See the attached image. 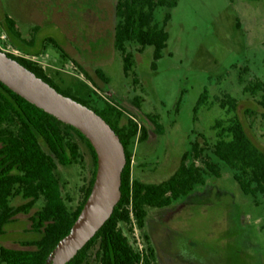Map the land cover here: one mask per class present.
Here are the masks:
<instances>
[{
	"label": "rangeland",
	"instance_id": "1",
	"mask_svg": "<svg viewBox=\"0 0 264 264\" xmlns=\"http://www.w3.org/2000/svg\"><path fill=\"white\" fill-rule=\"evenodd\" d=\"M118 1L0 0V22L8 16L22 41L35 40L34 48L16 42L15 47L0 23V53L35 62L59 89H71L74 97L91 107L114 103L125 115L123 125L131 119L145 127L147 138L142 141L137 136L130 146L133 181H166L185 155L191 162L192 145L202 146L200 136L205 138L209 148L204 158L219 166L220 178L208 173L203 186H196L170 207L147 208L142 231L133 230V236L124 231L134 247L136 238L140 240V249L144 248L142 235L148 237L154 264H264V196L244 195L234 180L235 172L211 153L216 141L214 122L229 118L216 102L224 95L238 101L235 115L264 152L260 98L243 93L251 82L264 83V0H178L169 11L167 49L156 69L152 68V48L139 51V46L126 44L134 61L127 73L114 47ZM166 12L157 9L154 23L161 26ZM96 70L106 82L96 76ZM205 89L208 104L194 115ZM80 148L82 162L58 166L69 210L81 202L91 176V158ZM196 164L205 169L202 161ZM24 203L20 197L10 200L14 207ZM42 207L39 200L35 209ZM29 231L30 215L16 216L0 246L30 250L28 244L35 237Z\"/></svg>",
	"mask_w": 264,
	"mask_h": 264
},
{
	"label": "trees",
	"instance_id": "2",
	"mask_svg": "<svg viewBox=\"0 0 264 264\" xmlns=\"http://www.w3.org/2000/svg\"><path fill=\"white\" fill-rule=\"evenodd\" d=\"M177 5L178 0L116 2L114 13L118 22L114 30V47L122 55L125 73L131 71L134 65L132 54L126 52V44L139 46V51L152 48V68L156 69V63L167 49L169 35L166 28L171 21L169 11ZM161 8L168 12L160 26L154 23V13ZM0 23L15 47L16 42L34 48V38L28 43L22 41L16 24L8 16H4ZM6 56L62 96L93 111L115 133L124 150L126 164L121 174L120 200L110 218L67 264H154L155 255L148 237L142 235L144 248L139 250L130 243L124 231L130 236L134 235V228L142 231L148 215L147 208L170 207L173 202L188 196L196 186H203L208 173L220 178L219 166L204 158L209 148L205 138L200 136L202 146L197 142L192 145L189 154L191 162L187 163L188 155H185L177 170L166 181L160 184L133 181L130 146L137 136L142 141L147 138L145 127H140L131 119H127L123 125L125 115L114 103H104L102 108L91 107L88 101L74 97L71 89H59L35 62L10 54ZM95 74L106 82L100 70H96ZM243 93L251 97L259 96L260 107L264 110V83L251 82L244 86ZM208 99L205 89L196 103L194 115L200 107L208 104ZM216 102L229 118L214 122L212 130L216 141L212 145V155L235 172L234 180L244 195L254 199L264 196V152L251 141L235 115L238 101L224 95ZM247 114L252 115V112L247 111ZM152 121L157 131L162 133V127L154 119ZM81 145L91 158V176L87 186L82 189L81 202L75 210H69L62 195L58 166L67 168L73 163L82 162ZM198 161H202L205 169L197 166ZM96 167V154L85 137L0 83V238L17 215L28 213L39 200L43 201V207L31 219L32 231L38 234L36 240L28 244L33 249L16 251L0 247V264H46L48 256L68 236L83 209L94 184ZM13 197H20L25 203L18 208L12 207L10 200Z\"/></svg>",
	"mask_w": 264,
	"mask_h": 264
},
{
	"label": "water",
	"instance_id": "3",
	"mask_svg": "<svg viewBox=\"0 0 264 264\" xmlns=\"http://www.w3.org/2000/svg\"><path fill=\"white\" fill-rule=\"evenodd\" d=\"M0 83L37 109L72 127L92 146L96 175L91 193L68 236L46 264H67L110 218L120 200L123 147L111 128L93 111L59 94L31 72L0 53Z\"/></svg>",
	"mask_w": 264,
	"mask_h": 264
},
{
	"label": "flooded vegetation",
	"instance_id": "4",
	"mask_svg": "<svg viewBox=\"0 0 264 264\" xmlns=\"http://www.w3.org/2000/svg\"><path fill=\"white\" fill-rule=\"evenodd\" d=\"M11 19V18H10ZM48 41V40H47ZM35 206L36 205H34L30 210H29V212L28 213H20L19 215H21V214H23V215H30V233H32L33 235H34V237H35V239L34 240H36V238H37V236H38V234L37 233H34L33 231H32V217L36 214V212L37 211H39L40 209H35ZM12 207H14V206H12ZM18 207H20V206H18ZM18 207H15V208H18ZM18 216V215H17ZM5 236V234L0 238V239H2L3 237ZM33 240V241H34ZM33 241H31V242H33ZM30 242V243H31ZM29 246V245H28ZM0 247H2V246H0ZM31 247V246H30ZM4 248V247H3ZM7 249V248H6ZM33 249V247H31V249L30 250H32ZM12 250V249H11ZM16 251H20V250H16Z\"/></svg>",
	"mask_w": 264,
	"mask_h": 264
},
{
	"label": "built area",
	"instance_id": "5",
	"mask_svg": "<svg viewBox=\"0 0 264 264\" xmlns=\"http://www.w3.org/2000/svg\"><path fill=\"white\" fill-rule=\"evenodd\" d=\"M134 230H136V228H134ZM136 245H137V247L139 248V250H140V244H139V242H140V240L138 239V238H136Z\"/></svg>",
	"mask_w": 264,
	"mask_h": 264
}]
</instances>
